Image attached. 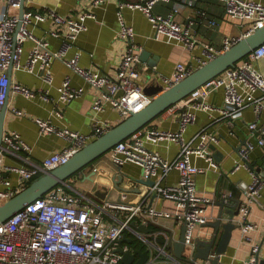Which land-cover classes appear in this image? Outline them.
Listing matches in <instances>:
<instances>
[{"label": "built area", "instance_id": "2783aa9c", "mask_svg": "<svg viewBox=\"0 0 264 264\" xmlns=\"http://www.w3.org/2000/svg\"><path fill=\"white\" fill-rule=\"evenodd\" d=\"M7 5L19 8L21 0H5ZM105 0H93L98 5ZM170 0L119 1L118 18L120 23L119 35L128 43L121 59L116 75L110 76L100 71L85 68L79 64L80 51L68 55L78 34L85 28L87 17L93 16L84 11L76 17L62 15L54 10L47 14L40 11L24 9L22 16L10 14L7 10L0 17V113L6 103L9 89L21 93L26 97H34L36 91L18 82L10 81L8 68L12 65L16 69L37 73L47 85H52L54 74L51 65L59 59L73 72L79 74L91 86L99 90L95 96L91 109L93 111V126L89 132L59 127L49 118L34 117L41 133H54L65 139L67 144L58 151L43 157L40 161L31 158V147L17 130L1 136L0 140V204L21 191L34 178L49 172L54 167L65 163L75 152L86 143L97 138L111 127L109 123H101L95 116L106 105H111L124 118L133 111H138L152 99L138 83L141 62V46L135 41V31L127 24L121 13L124 6L140 9L149 19L156 35L165 34L169 40L191 48L195 44L190 29L182 26L173 13L166 15L153 11L156 2ZM198 0H180L173 5L176 12L182 6L195 5ZM224 5L225 11L232 17L251 22L249 31L264 24V4L258 0H217ZM205 15L204 11L202 12ZM51 18L58 25H66V31L59 28L49 29V34L60 37L62 42L59 48L52 49L48 41L34 34L29 25L33 22H43ZM238 38L225 37L224 49L228 48ZM32 42L27 57L22 60L23 43ZM207 58L198 57V65L177 61L169 75H160L159 81L164 89L180 81L199 65L205 63L215 54L207 50ZM264 57V42L255 47L246 57L240 59L233 67H229L221 74L204 82L192 93V98L174 103L167 109L178 113V128L176 130L159 129L144 126L127 138L116 143L109 151L111 161L120 166L126 162H133L143 167L147 177L153 180L147 192L172 199L178 206L173 213L176 220L185 223V250L188 257L195 252L196 231L209 221L211 215L207 212L211 199L198 192L196 175L209 168H216L217 163L211 154L210 145L218 140L215 133L199 130L190 139H186L184 132L195 118V109H209L213 107L203 100L210 91L223 87V104L219 107L224 117H239L243 109L251 107L256 119L248 122L250 134L255 136V143L248 141L239 151L240 160L234 165L238 168L242 161L248 158V152L255 144L264 145V120L259 121V114L264 111V75L255 66V62ZM58 101H70L83 92L82 87H75L66 76L57 86ZM49 88L40 92L43 98L49 99ZM200 99V100H199ZM191 102L188 105V102ZM193 101V102H192ZM187 105L186 108L184 106ZM19 115L25 114L22 110L13 108ZM56 113L59 111L56 110ZM161 139L176 141L179 144L178 153L172 158L162 156L148 144L158 143ZM4 144H1V141ZM26 154L20 156L22 163L6 164V152ZM197 159L205 163L199 164ZM249 165V164H248ZM177 170V181L168 183L165 179L171 170ZM17 174V180L12 182L10 173ZM253 180L245 188L247 200L240 204L239 227L242 239L251 244L250 256L242 262L230 264H258L260 247L253 240L251 232L257 229V224L248 219L250 203L259 200L262 180L252 171ZM113 208L116 212H123L119 218L111 214L112 221H108L104 212ZM135 215L145 218L167 217L170 212L144 207L141 203L109 202L103 200L98 204L84 192L69 193L64 184L48 190L42 196L29 202L24 208L17 211L8 219L0 223V264H121L122 252L130 250L128 244H122L123 232L131 228V219ZM211 235V234H210ZM209 235V237H210ZM208 237V238H209ZM147 240V238H145ZM259 255V257H258ZM171 258V255L167 254ZM220 257V255H219ZM168 258V262H169ZM157 257L151 255L146 264H158ZM208 263V262H207Z\"/></svg>", "mask_w": 264, "mask_h": 264}, {"label": "crops", "instance_id": "0c3cea01", "mask_svg": "<svg viewBox=\"0 0 264 264\" xmlns=\"http://www.w3.org/2000/svg\"><path fill=\"white\" fill-rule=\"evenodd\" d=\"M119 1L121 0H105L96 5L93 0H24V9L40 11L45 14L50 10H54L70 17H76L84 11L91 12L93 16L86 18L85 28L78 34L73 46L68 51V55L70 56L78 50L80 51L79 64L81 66L114 76L118 71L121 53L126 50L128 45L127 41L118 33L120 29ZM126 1L144 2L145 0ZM258 1L264 4V0ZM177 2H180V0L156 2L153 11L163 15L173 13L175 19L182 26L188 27L195 39V44L191 48H186L169 40L165 34L156 35L149 19L140 9L124 6L120 10L124 21L133 27L135 41L141 46V51H148L147 59H140L141 62L138 63L140 71L138 83L143 88L154 80L160 83L159 76L171 74L175 63L179 60L198 65L197 58L206 59L207 50H211L213 54L219 53L224 49L223 41L225 37L239 38L248 32L251 25L248 20L229 15L225 11L224 5L217 0H198L195 5L182 6L174 12L173 5ZM5 10L10 14H19L20 8L10 7L5 0H0V17ZM203 11L205 15L202 14ZM53 28L66 31L67 26L58 25L50 17L43 22L33 21L29 25V29L34 34L45 38L52 49H57L60 47L62 40L60 37L49 34V29ZM31 45L30 40L24 41L22 60L26 59ZM255 66L264 75V57L258 59ZM51 69L54 80L52 85L49 86L37 73L16 69L12 65L11 68H8L10 81L33 88L36 94L34 97H26L9 89L6 107L1 116L2 133L5 135L11 130L19 131L23 139L30 145V156L35 161H40L51 152L61 150L67 144V141L54 133H41L34 117L49 118L59 127L66 126L86 133L92 129L94 123L91 105L99 90L91 86L82 76L73 72L59 59L53 61ZM66 76L69 77L73 86L82 87L83 92L70 101L57 102L58 92L56 86ZM45 88H49V95L51 96L49 99L43 98L40 94ZM191 98L192 93L182 102H187ZM223 99V87H218L204 95L203 100L213 107L209 109L196 108L195 118L189 123L184 132L186 139H190L201 129L213 132L218 137V140L211 145L214 146V149L210 146L217 167L209 168L205 172L196 175L198 192L211 199L207 208V212L211 215L208 222L215 219L222 206L224 210H232L236 208L238 199L240 201L239 206L244 198L247 200L244 191L253 180L252 171L254 173L258 171L260 174L261 171L264 172V145L258 144L250 149L247 160L242 161L243 164L238 168H234L235 163L240 160V149L248 141L255 143V136L250 134L247 124L257 117L251 107L243 109L239 117L233 119L224 117L219 109L223 104ZM190 103L189 101L188 105ZM186 107L187 105L184 106V108ZM13 108L20 109L25 114L19 115L13 111ZM56 110L59 113H56ZM179 110L180 108L176 111L166 109L146 126L148 128L176 130L178 128ZM95 116L101 123H109L111 126L124 118L111 105H106ZM258 117L259 121H263L264 111ZM4 143L2 140L1 144ZM148 146L169 159H172L178 153L179 148L178 142L167 139H161L158 143H150ZM23 154L26 153L24 151H18V153L6 152L4 161L6 164H20L22 163L20 156ZM197 162L199 164L205 163L202 159H197ZM92 171L94 173L91 178H88L86 175H90ZM119 176H121V179H119ZM10 177L12 182L15 183L17 174L11 172ZM178 177V171L173 169L167 175L165 182H175ZM145 179H147V176L142 166L133 162H126L117 166L111 161L109 152H107L95 159L86 168L71 176L64 186H68L74 192L81 191L84 193L96 189L103 192L102 187L106 186L110 189V193L104 199L109 202L141 203L145 208L151 203V206L156 209L170 212V216L167 217L148 218L150 222L147 224L145 231L136 230L132 226L126 229L123 232L121 243L128 244L129 249L132 251L135 249L144 250L149 247L152 255L159 260L158 264H192L188 260L190 257L186 255L185 248L183 250L185 259L181 260H176L173 256L170 258L165 253L155 254L156 248L161 247L160 241L157 240L168 236V233L161 227L170 229L173 239H178L183 222L176 220L173 216V213L178 210L175 201L158 194L151 199V195L147 194L149 184ZM114 181L117 183L115 184ZM262 181L259 189V200L250 203L248 215V219L258 226L250 234L260 247L259 260L264 259V180ZM224 197H226L225 201H223ZM220 201L224 203L219 204ZM111 214H116L119 218L124 217L123 212H116L113 208H107L104 216L108 221L113 220ZM240 218L238 215L233 221L240 225ZM143 220L140 215H135L130 224L133 221L141 224ZM207 223L197 229V237L206 239L212 233L214 228L208 226ZM147 236L152 237L151 244L146 241ZM250 248V242L242 239L241 230L238 227L234 230L226 251L220 254L219 261L222 264L245 261L250 256ZM194 264H209V262L200 260ZM258 264H264V261Z\"/></svg>", "mask_w": 264, "mask_h": 264}, {"label": "water", "instance_id": "95a60500", "mask_svg": "<svg viewBox=\"0 0 264 264\" xmlns=\"http://www.w3.org/2000/svg\"><path fill=\"white\" fill-rule=\"evenodd\" d=\"M19 8V16L21 17L24 11V0L20 1ZM263 42L264 24L239 37L228 48L215 54L205 63L196 67L187 76L170 87L164 89L159 82L157 83L155 80L152 81L149 85L143 88L147 94L152 95V99L149 103L138 111L131 112L130 115L123 118L117 124L112 125L100 136L86 143L65 163L34 178L21 191L4 200L0 204V223L24 208L32 200L45 194L48 190L60 184H67V180L71 176L86 168L98 157L109 152L116 143L127 138L138 129L146 126L168 107L197 90L207 80L221 74L227 68L233 67L236 62L246 57L255 47ZM140 57L142 60H146L148 57V51H141ZM9 68H11V65ZM5 107L6 103L0 113V140L2 136L1 116ZM211 147L214 149V146ZM250 165L252 166V164ZM93 173L94 171L86 176L91 178ZM256 173L261 180H264L263 171H261V174L258 171H256ZM119 179H121V176H119ZM145 181L149 186L153 184V180L150 177H147ZM114 183L116 184L117 182L114 181ZM102 190L103 192L99 189H96L95 191L88 190L85 191V195L93 199L96 203H102L103 199L108 193H110V189L103 186ZM156 195L157 193L153 192L151 194V199ZM225 199L226 197L223 198V201H225ZM223 201H220L219 204H223ZM239 203L240 201L238 199L236 208L232 210H224L222 206L215 219L207 223V225L213 227L214 230H212L209 238L195 239V252L191 258H188L190 263L194 264L201 260L203 262H209V264H222L219 261V255L226 251L234 230L239 227V225L233 221L239 215ZM151 205L152 204L149 203L147 207H150ZM149 222L150 220L145 218L141 224H137L133 221L131 226L136 230L145 231ZM185 227L186 225L183 223L178 239H173L170 229L161 227L168 233V236L166 238L161 237L157 240L158 242L160 241L159 243L161 247L156 248V251H154L155 254L158 255L159 253H165L167 255L169 252V255L176 258V260L185 259L183 254L185 248ZM146 238V241L151 244L152 237L147 236ZM168 249L169 251H167ZM119 250L122 252V264H146L152 255L149 247H146L144 250L135 249L133 251H123L120 247ZM136 256L138 257L136 258ZM263 261L264 259H260L258 263H262Z\"/></svg>", "mask_w": 264, "mask_h": 264}, {"label": "trees", "instance_id": "16d2710c", "mask_svg": "<svg viewBox=\"0 0 264 264\" xmlns=\"http://www.w3.org/2000/svg\"><path fill=\"white\" fill-rule=\"evenodd\" d=\"M64 188H65V190H66L67 192H69V193H73V192H74V191L71 190L68 186H64Z\"/></svg>", "mask_w": 264, "mask_h": 264}]
</instances>
